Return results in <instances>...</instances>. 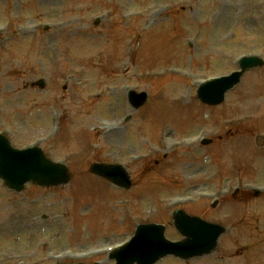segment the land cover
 I'll return each mask as SVG.
<instances>
[{
    "label": "rangeland",
    "instance_id": "obj_1",
    "mask_svg": "<svg viewBox=\"0 0 264 264\" xmlns=\"http://www.w3.org/2000/svg\"><path fill=\"white\" fill-rule=\"evenodd\" d=\"M248 26L251 31L243 33ZM142 33L147 68L138 56ZM130 43L136 53L123 52ZM249 53L264 59V0H0V133L14 148L39 146L72 173L62 188L27 184L20 194L0 182V264H103L104 250L128 240L141 224H163L166 238L179 241L173 211L198 214L202 206L211 208L213 196L206 203L201 193L220 196L229 190L214 176L227 162L226 179L264 186V152L250 151L243 161L228 152L224 161L223 140L216 141L227 130H247L236 118L264 114V68L251 71L245 86L220 107L184 104L187 98L196 101L192 82L228 75L236 70V58ZM171 59L177 73L172 79L164 75ZM38 79L45 90L24 88ZM127 88L148 93L144 112L151 127L145 122L139 130L146 116L125 105ZM104 100L107 108L98 113ZM112 102L125 112L112 115ZM111 124L118 130L105 133ZM133 132L139 142L130 143ZM201 138H213L214 148L202 147ZM230 143L246 149L239 138ZM96 161L125 166L135 182L132 189L88 177ZM178 199L184 202L177 204ZM247 203L242 209L247 216L239 218L245 224L221 238L216 254L160 263L243 264L238 255L245 252V264H264L262 248L248 251L257 243L245 239L258 220L257 229L264 231V196ZM217 213L206 218L214 221ZM260 244L264 249V240Z\"/></svg>",
    "mask_w": 264,
    "mask_h": 264
},
{
    "label": "water",
    "instance_id": "obj_2",
    "mask_svg": "<svg viewBox=\"0 0 264 264\" xmlns=\"http://www.w3.org/2000/svg\"><path fill=\"white\" fill-rule=\"evenodd\" d=\"M234 79L223 81L220 84H212L207 87L199 89V97L203 102L217 103L222 98L221 87L225 85L228 87L233 85ZM92 172L107 175L108 170L101 169L97 166L92 167ZM110 174V172H109ZM0 178L4 183L16 190L22 188V184L26 181L32 180L42 185H58L64 184L68 181V174L64 167L48 162L42 156L39 150L32 151H16L13 150L8 141L0 136ZM120 183V180H119ZM177 226L182 233L187 236L185 241L180 244H164L162 238V231L158 230L156 226L140 227L136 239H133L129 249L126 253L124 251L116 253L114 257L119 264L126 261L133 263L135 256L139 254L143 262L138 264H151L159 256L173 254L175 256L189 257L193 254H200L208 252L213 248L218 231L214 228L203 227V230L209 231V235L194 238L191 232L192 222L195 219H189L180 213L174 215ZM182 222H188L189 227H182Z\"/></svg>",
    "mask_w": 264,
    "mask_h": 264
}]
</instances>
